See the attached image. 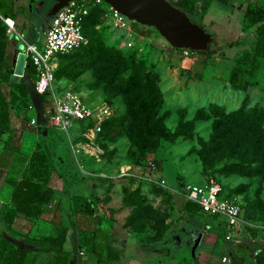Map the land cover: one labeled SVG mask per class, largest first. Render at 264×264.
Masks as SVG:
<instances>
[{"label": "rangeland", "instance_id": "obj_1", "mask_svg": "<svg viewBox=\"0 0 264 264\" xmlns=\"http://www.w3.org/2000/svg\"><path fill=\"white\" fill-rule=\"evenodd\" d=\"M52 3L29 12L28 0H0V11L12 8L15 26L40 41ZM249 7L264 9V0H198L191 18L213 37L202 52L172 48L153 25L127 17L129 29L95 14L88 41L59 59L54 81L95 115L69 134L45 122L48 149L25 85L0 80L2 198L36 151L49 155L55 190L43 214L17 224L35 237L73 227L70 264H88L90 252L100 264H264V42L255 46L264 17L251 22ZM20 47L12 37V59ZM208 177L238 201L245 227L185 208L181 186ZM11 207L0 202V217ZM6 251L0 241V264Z\"/></svg>", "mask_w": 264, "mask_h": 264}, {"label": "built area", "instance_id": "obj_2", "mask_svg": "<svg viewBox=\"0 0 264 264\" xmlns=\"http://www.w3.org/2000/svg\"><path fill=\"white\" fill-rule=\"evenodd\" d=\"M104 1L68 0L50 16L44 29V37L40 38V41L29 40L25 32L15 26V19L0 11V19L6 24L7 30L23 45L20 50L26 55L25 68L27 65L31 68L30 76L26 77L31 79L34 89L43 101V124L48 121L67 134L71 133L76 125L93 119L95 109L76 94L60 90L54 84L59 59L88 41L87 25L97 13L112 18L116 24L130 29L127 16L107 1L106 6H103ZM127 43L130 45L132 42L128 40ZM182 49L184 52L192 50L185 47ZM22 76L25 77L24 72ZM32 123L38 124L36 117L32 119ZM95 129L100 130V125L96 124ZM72 148L75 151L73 145ZM156 180L168 187L164 177H158ZM180 192L186 200L194 202L202 211L220 217L230 230L236 231L248 224V220L241 215L238 201L230 195H221L222 185L213 177L200 182L184 183Z\"/></svg>", "mask_w": 264, "mask_h": 264}, {"label": "trees", "instance_id": "obj_3", "mask_svg": "<svg viewBox=\"0 0 264 264\" xmlns=\"http://www.w3.org/2000/svg\"><path fill=\"white\" fill-rule=\"evenodd\" d=\"M170 1L176 6L187 11V13L190 15V13L195 10L196 2L198 0H170ZM221 1L226 2L227 0H221ZM204 9L205 7H203V10ZM3 13L15 19V11L12 8L6 10ZM246 15L249 16L250 18L249 20L251 22H257L258 20L264 17V9L260 7L257 10H255L249 7L246 9ZM191 16L194 17L193 15H190V17ZM92 18H94V16ZM256 32H257V40L255 46L257 49H261L263 47V42H264V22L256 26ZM12 37L19 40L15 35L10 34V32L7 30L6 24L0 19V80L2 81L10 80L9 76L13 71V67H14L16 55L12 59V57L7 53V45ZM171 47L176 48L172 45ZM20 49H22V47H20L19 50ZM196 51L202 52V50H197V49ZM30 73H31L30 65H27L24 71V75L30 76ZM14 82H22V81H14ZM129 90L130 89H127V91ZM37 127H38V134L41 137V140L44 144V148L48 149L49 144L46 139L47 133L44 132L45 129L47 130V126L45 124L43 125L37 124ZM5 156L7 155H1L0 159L4 160ZM47 159H49L48 153H45L43 151H36L33 155H31L28 172L23 174L19 179L10 180V183H12L13 185V190L11 192L9 205L12 207L11 209L6 210L2 214V217H0V225H1V221L3 220L8 223V228H11V223L15 215L18 213L23 214V216L25 217H37L42 213L45 204L48 203L52 198V192H53L52 187L48 184L47 176L49 173V169L47 166ZM185 208L188 210L199 209L198 205L188 200H186L185 202ZM1 227L3 226L1 225ZM65 234H66V228L62 227L60 233H58L57 235H44L38 237L40 242L38 248L44 250H52V249L60 248L65 239ZM0 241L2 243V246L4 248H7V251L3 257V264H23L28 249L15 243V241H13L11 238L5 235L1 236ZM72 245L73 248L75 249L78 247L79 244L75 239H73Z\"/></svg>", "mask_w": 264, "mask_h": 264}, {"label": "water", "instance_id": "obj_4", "mask_svg": "<svg viewBox=\"0 0 264 264\" xmlns=\"http://www.w3.org/2000/svg\"><path fill=\"white\" fill-rule=\"evenodd\" d=\"M36 0H28L27 10L30 12ZM68 0H54L48 14L51 16ZM128 18L141 23L153 25L159 33L174 47H185L192 50L205 51L212 41V33L199 23L193 21L184 9L176 6L170 0H105ZM25 52L16 53L11 81H22L25 85L32 104L36 110V121L44 123L43 101L34 89L30 78L23 77L25 69ZM46 132V129L44 130Z\"/></svg>", "mask_w": 264, "mask_h": 264}, {"label": "crops", "instance_id": "obj_5", "mask_svg": "<svg viewBox=\"0 0 264 264\" xmlns=\"http://www.w3.org/2000/svg\"><path fill=\"white\" fill-rule=\"evenodd\" d=\"M5 186L7 188L8 196L6 198H2L1 190L3 186L1 185L0 186V202L5 201V200L10 201V196L13 190V185L10 182H6ZM50 186L52 187L53 185H50ZM54 193H55V190L53 191V194ZM50 200H52V198ZM48 204H50V201L45 204L44 209L41 214H43ZM18 217L20 219H26V220H29L28 218H32V219L36 218V217H25L23 216V214L18 213L15 215L13 219V225H11V228H9V229L15 230V232L13 231V234H11L9 231H7L8 230L7 227H1L0 232H2L5 236L11 238L13 241H15V243L28 249V252H27V255L25 257L23 264H70L72 257H74L75 255H74L73 245L72 244H71L72 246L70 245V239H69L68 234H70L74 230L73 227H71L70 229H66L67 234H65V239L60 248L52 249V250H44V249L38 248V245L40 243L38 237H35L30 234L31 225L23 226V227L19 226L16 221ZM26 238H29V239H26ZM156 244L157 243H155V246ZM137 246L143 249L144 247L150 246V245L146 242L144 243V242L139 241ZM78 248H79V245H78ZM94 256H95L94 253L92 252L89 253L88 264H100V262L98 261V257H94ZM121 257L123 258V256ZM73 260L74 262L77 260V254H76V258H74Z\"/></svg>", "mask_w": 264, "mask_h": 264}, {"label": "flooded vegetation", "instance_id": "obj_6", "mask_svg": "<svg viewBox=\"0 0 264 264\" xmlns=\"http://www.w3.org/2000/svg\"><path fill=\"white\" fill-rule=\"evenodd\" d=\"M36 1H38V0H36ZM36 1H35V2H36ZM53 3H54V0H53ZM53 3H52V4H53ZM50 7H51V6H50ZM50 7H49V8H50ZM48 10H49V9H48Z\"/></svg>", "mask_w": 264, "mask_h": 264}]
</instances>
